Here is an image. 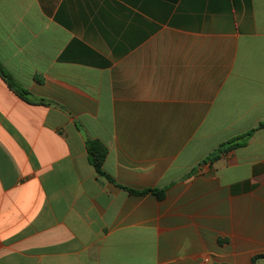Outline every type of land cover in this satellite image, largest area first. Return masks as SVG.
I'll return each mask as SVG.
<instances>
[{
	"label": "crops",
	"instance_id": "obj_1",
	"mask_svg": "<svg viewBox=\"0 0 264 264\" xmlns=\"http://www.w3.org/2000/svg\"><path fill=\"white\" fill-rule=\"evenodd\" d=\"M0 68V264L264 256V0H0Z\"/></svg>",
	"mask_w": 264,
	"mask_h": 264
},
{
	"label": "trees",
	"instance_id": "obj_2",
	"mask_svg": "<svg viewBox=\"0 0 264 264\" xmlns=\"http://www.w3.org/2000/svg\"><path fill=\"white\" fill-rule=\"evenodd\" d=\"M0 76L3 78V80L5 81V83L7 84L8 88L10 90H12L14 93H16L17 95H19L23 100L28 101V99L26 98V92L21 90L13 81L12 79L6 75L2 69L0 68ZM264 125H261L260 127H263ZM248 136V135H247ZM245 138L241 137L233 142H230V146L227 149H221L219 150L217 153L213 154L209 160H211L212 162L216 159H218L220 156V152H226L227 150L237 147L241 144L244 143ZM240 141V143H236ZM86 148H87V156H88V161L91 164V166L94 168L95 172L101 176V177H105L107 180L114 182L111 178H109L102 170V165L103 162L105 160L106 157V148L98 141H92V140H88L86 143ZM121 189L127 191L128 193L132 194V195H146V194H152L154 195L157 200H162L165 197V192L164 190H158V189H148V190H144L141 192H137L134 190H130L127 188H122ZM259 259H264V256H256L252 259V264H255L257 260Z\"/></svg>",
	"mask_w": 264,
	"mask_h": 264
}]
</instances>
